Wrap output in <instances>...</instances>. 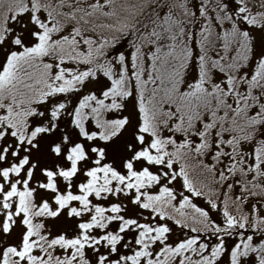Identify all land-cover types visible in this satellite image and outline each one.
I'll use <instances>...</instances> for the list:
<instances>
[{"label":"snow or ice","instance_id":"1","mask_svg":"<svg viewBox=\"0 0 264 264\" xmlns=\"http://www.w3.org/2000/svg\"><path fill=\"white\" fill-rule=\"evenodd\" d=\"M25 3L26 6L21 9L18 6L14 7V5H17V0H0V17L4 18V24L7 28V35L0 39V48L8 45L10 46L8 51H15L21 48V44L25 47L31 46L38 40V33L43 31V25H51L55 19H61L64 27L52 33L51 37L61 38L71 35L78 42L80 50L87 51L88 42L94 38V35L90 32H82L79 29L78 18L81 15L85 18L91 16L94 7H103L107 11L109 5H112L116 10L123 12L121 0H87L85 4H78L76 0H25ZM138 3L140 8L132 16L134 22L127 28V35L122 34L120 29H116L112 36L115 43L108 45L104 54L105 57H112L110 63L115 69L114 76L120 75L121 61L119 58L122 56L124 68L133 81V87L128 96L122 99L120 95H116L115 99L119 102L118 105L107 108L105 112L106 119H123L124 124L119 128V131L109 136L107 140L99 136L93 137L91 140H88L87 137L81 138L79 142L84 145L86 156L77 162L78 169L73 175L72 181H64L63 177L59 175L54 177L58 189L61 192L69 190L80 192L79 185L88 179V169L97 166V164H109L115 167L117 171L126 174V161L132 160L135 170L139 171L144 167H148L150 171L159 177L152 185L147 186L149 191L158 192L162 187L171 190L172 206L184 205L187 199V207L190 208L194 205L196 209L206 213L213 223L220 226L226 225L230 218H234L235 211L246 213L249 220L256 218L264 221V75H260V72H264V0H259L256 3L253 0H220L219 3H216L215 0H187V3L183 6L180 0H177L176 3H172L171 0H138ZM189 4L194 16L201 17L200 22L193 23L192 47L196 50V55H199L200 50L195 43V31L201 28L204 21L208 19H211L216 25L217 33L236 27L247 40L251 55L248 58V63L241 65L242 71L238 70L237 79L241 75L245 79L241 80L240 84L236 86L237 94L242 96L243 99L237 101L233 98L232 92H228L227 99L232 105L229 115L236 111L238 103L245 104V101L247 102L245 115L250 122L246 124L242 131L250 133V135L246 134L237 141L234 130L219 131L220 124L217 122L209 128V132L203 133L204 136L211 134L208 147L202 150L197 149V146L201 145L200 133L207 126L206 122L211 119L209 113L205 112L201 119L197 120L194 125L196 131L191 133L190 136L191 149H197V151L195 157L186 159V162L190 161L189 166L191 169L187 172V176L193 181L191 185H186L178 161L173 160L170 166L166 161L157 165L154 161L150 162L144 157L135 156L136 152L150 146L152 134L142 132L140 128L142 122L141 109L137 99L136 81L132 73L136 67L133 55L140 51L143 53L145 65L142 75L147 82H150L151 77L147 66L152 63L154 50L163 51L174 39L178 38L175 36L176 26L173 25L170 28L169 20L186 16V8ZM224 17L227 18L221 22ZM180 22L184 23L183 20ZM181 35L187 38L186 32H181ZM208 39L211 43L213 39L211 33H209ZM236 43L238 45L239 41ZM209 51L214 59L224 61L225 57L233 55L237 48H225L222 47V41H216L215 46L210 48ZM193 59H195V56ZM77 63L80 66L77 71L89 66L84 61L65 60L59 62L60 67L70 69L75 68ZM5 68H7V52L5 58L0 60V71ZM53 70L58 71L59 69L53 65ZM194 71L195 74L191 79L186 80L181 91L189 87L199 77V71L195 69ZM69 74L65 73V75ZM253 77L258 78L257 84L250 86L247 81ZM112 82V79L101 70H97L96 75L89 73L83 81L79 82V87L69 91V95L73 97L71 100L72 109L74 110L80 99L86 95L95 97L91 101L92 104H96L101 99L104 100L105 104H111L113 97L106 95V93L111 89ZM203 83L209 90L218 86L228 89L230 87L229 73L221 68L214 67L212 68L211 82L205 80ZM249 91L254 95H248ZM63 96V93L50 94L48 101L62 99ZM41 106L43 107V102ZM159 106L168 108L171 111H175L178 107V105L167 102H160ZM85 110L87 111V108ZM48 115L50 116V113ZM30 119H33L31 127L38 126L34 118ZM175 119L176 117H172L171 120H168L167 128L160 125L162 128L161 135L171 136L179 144L185 137L184 133L172 129ZM240 119L244 120L245 117ZM86 130L90 132L100 131L91 117L86 121ZM52 131L54 132L56 129ZM173 133L175 134L173 135ZM49 136L50 133L48 132L39 133L31 143L22 144L21 150L13 155L15 144L11 148L8 147L11 141L6 132L5 136L0 138V141H2L0 142V152H3L5 148H8V151L5 154V159L0 161V169L20 163L27 156L28 159L23 164L21 173L17 174L23 176L32 165L33 160H37V163H39V157L48 155L63 156L66 162L61 166L69 167L71 161L67 160L66 153L70 145L63 144L60 152L57 153L54 151V147L59 143V140L49 139ZM140 136H143V139H140ZM168 147H172V145L169 144ZM150 150L154 151L151 148ZM33 153L37 155H33ZM9 156L12 157L11 160L8 159ZM98 156L99 160H97ZM117 158L119 159V165L116 163ZM84 161H87V163L85 164ZM80 164H84V167L80 168ZM44 167H48L49 170L55 172L57 162L54 161L51 165H40L33 168V176L29 181V186L33 187L35 192L51 193L50 195L39 196L35 203L39 206L47 202L51 210L55 211L60 208L54 199L56 192L51 189L36 187L41 182H47L48 177L43 170ZM161 169H163V172H161ZM164 173H167V175ZM77 175L81 176L80 180L75 179ZM3 179V176H0V182H3ZM197 182L204 184L206 188L217 190L218 195L205 198L201 194L204 189L199 188ZM61 184L63 187H60ZM113 184H115V181ZM21 186L18 185V187ZM8 187L9 183H5L4 191H7ZM117 195H123L127 198L125 205L127 203L135 204L138 211L144 213L139 219L143 220L149 227L162 224L167 229L162 238L157 237L151 240V237H149L151 243L147 245V254L140 256L137 264H264V228L258 227L256 224L247 227L246 221L238 231L226 232L224 236L219 233L207 235L199 232L195 227L178 223L168 216L159 213L152 215L151 209H145L132 199L135 195L134 192L118 193ZM109 197H111V194H109ZM109 197H96L94 194H90L89 198L93 202L103 200L105 207L113 202L119 203V200L115 197L111 199ZM141 199H143V196H141ZM213 199H215V207L213 206ZM225 201L232 202L231 208L224 203ZM70 203L79 206V202L76 200ZM125 205H122V215L127 211ZM12 208L15 209L14 203ZM225 211L228 212V215H224ZM68 213L69 206L65 205L60 208L56 217H49L45 221L48 225L45 230L48 231L49 239L60 235L70 239L81 231H87L90 236L93 234L99 236L109 229L116 231L119 228L120 221L113 220L109 221L104 229L93 226L91 229L82 230L79 227L80 222L90 218L91 213L89 212L84 216H77L74 213L69 216ZM61 216L75 222L71 230L58 227L55 224H48L49 220L55 221ZM125 218L136 219L137 213L133 212L131 215H125ZM4 219V214L0 213V264H3L9 248L15 249L12 254L14 260L19 259L21 264H28L27 257H22L19 254L24 233L27 231V226L22 223L23 212L16 214L14 217L15 223H12L7 229L3 226ZM14 233L15 236H13ZM152 235L155 236V232ZM138 236L139 230L129 225L127 229L122 230L121 239L117 242L115 250L112 249L111 245H105L103 242L99 247L85 245L84 258L87 264H133L129 257L140 248V244L137 243ZM192 237H198L193 248L181 247ZM29 240H35V236H29ZM221 241H223L222 244ZM217 245H221L223 250L213 258V249ZM32 252L34 256H40L39 248H33ZM236 252L240 254L235 255ZM72 253L71 245L67 247L55 245L53 248V254L60 258L72 257ZM77 261H80V257L74 256L71 264H76ZM61 264H63L62 260ZM81 264H83V261H81Z\"/></svg>","mask_w":264,"mask_h":264},{"label":"rangeland","instance_id":"2","mask_svg":"<svg viewBox=\"0 0 264 264\" xmlns=\"http://www.w3.org/2000/svg\"><path fill=\"white\" fill-rule=\"evenodd\" d=\"M76 2L78 4H85L87 3V0H76ZM176 2L177 0L172 1V3ZM180 2L183 6V4L187 3V0H180ZM215 2L219 3L220 0H215ZM139 7L140 6L138 0H135V6L133 8L139 9ZM95 8L96 7H94L93 11L95 10ZM109 10L110 9L108 7L107 11ZM186 12V16L171 18L169 20V27L171 28L173 25L176 26L175 36L178 37L170 43L172 44V47L174 45H185L183 42H185L186 44L188 43V46L185 45L183 51L179 53V56H175L174 59L176 61L173 62L172 59L164 58L160 62V69L158 70V73H156L155 78H157L158 81L163 82L162 86H164L165 84L164 79H167L168 81L172 80V84L166 80L165 85L167 86L171 84L173 92L178 88L180 92L185 91L184 93H187L189 95L203 97L204 91L213 92V89L215 88L214 87L209 90L205 87L203 82L205 80L211 82L212 67L215 64L211 63V61L213 60L210 59L214 58L210 54L209 49L215 46L216 41H222V46L226 43L229 47H236L237 51L233 55H231L232 58L235 56H247V63L251 52L249 51V45L246 38L242 33H240V30L238 28L231 27L227 30H222L221 32L217 33L216 25L212 22L211 19H208L204 21L201 28L195 31V43L197 48L200 50L199 55H196V50L192 47L193 23L200 22L201 17L194 16L190 4L186 8ZM202 15H204V13H202ZM226 18L227 17L222 18L221 22H223V19ZM181 20H183L184 23H181ZM56 21L57 20L55 19L51 25H43V31L38 33V40L31 46L25 47L23 44H21V48L15 51H8L10 47L8 45L0 48V60H3L5 58V53L7 52V68L0 71V92H25V88L26 90L33 91V88L38 86L39 88H43L42 90H44V92H52V95H55L57 93L64 94L62 99L50 101V104L49 101H47L42 109L39 108L37 110L38 117L34 118L38 126L31 127L33 125V119H31L30 127L31 129L36 130L38 134L41 132L50 133V136L48 137L49 139L59 140V143L54 147V151L57 153L60 152L61 146L63 144H69L70 146L68 147L66 157L68 161H71V164L69 167H62L61 165L66 162L63 156H41L39 157V163H37V160H33L32 165L28 168L27 172L23 174V176H20L17 174L21 173L22 166L28 159V157L25 156L24 159L20 161V163L12 164L11 167L6 166L0 169V176H3L4 178L3 182H0V193H2V195H0V213H3L5 217L3 226L5 229L9 228L12 223H15L14 217L16 216V214L23 212L22 223L27 226V231L24 233L19 254L22 257H27L28 264H61V260L63 261V264H71L72 257L74 256L80 257V261H77L76 264H81V261H83V264H87V261L84 258L85 245L99 247L101 242H103V244L105 245H111L112 249L115 250L117 242L121 239L122 230L127 229L129 225L135 222V226L133 227L139 230V236L142 238V240L139 243L140 248L137 249L135 253L129 257V259L133 261V264H137L139 257L147 254V245L151 243V240H154L157 237L162 238L164 232H166L167 229L162 224L155 225L154 227H149L143 220L139 219V217L143 216L144 213L139 212L136 205L133 203H127L125 205V201L127 198L123 195L117 194L134 192L135 195L132 197V199L137 201L145 209H151L152 215H156L158 212L153 209L155 208L152 203L154 202L153 200L158 197L161 198L165 194L172 196V193L170 189L163 187L158 192L149 191L147 186L152 185L159 179V177L154 172L150 171L148 167H144L139 171L135 170L132 160L126 161V174L117 171L115 167H112L109 164H97V166L88 169V179L84 183L79 185V188L81 189L80 192H73L70 190L61 192L58 189L57 181L54 179V177L59 175L63 177L64 181H72L73 175L77 172L78 169L77 162L82 160V158L86 156L85 147L82 143L79 142L81 138L87 137L88 140H91L93 137L99 136L98 131L90 132L86 130V121L88 120L87 116H83L80 118L82 123L81 125L78 124L76 120V113L80 103L88 99V97L91 98L93 96H84L82 99H80L79 103L73 110L71 105V100L73 97L69 95V91L80 86L79 82L83 81L89 75V73H91L92 75H96L97 70L103 71L106 75L109 76V78L112 79V87L108 92H126V89L128 88L127 86H125V84H130L132 89L133 81L129 78L128 71L124 68L122 56L119 58L121 61L119 76L113 75L115 69L110 63L112 57L104 56L105 52L107 51V46L114 43L113 38L109 39L100 35L103 34V27L109 30L107 25L102 24V27H98L96 32H90L94 35V38L89 40L87 51H81L78 47V42L75 41L71 35L67 36V38H69L73 43L72 48L67 49L63 48V43H61L60 41L62 37H51L52 33H55L59 30V28L55 27L59 26ZM181 32H186L187 38L181 35ZM209 33H211L213 38L211 43L208 39ZM111 34L108 33L106 34V36L112 37V31ZM124 35L127 34L124 33ZM43 40H46L47 43H44ZM54 40H59V47L62 48L54 50L55 46L53 45L56 44ZM97 41L99 42L97 43ZM237 41H239L238 45L236 43ZM50 43H52L53 45H51ZM170 44L163 50V54L166 53L167 48L170 47ZM175 49L176 48L174 46V51H176ZM45 51L47 54L53 53V57L50 62L48 61L47 65L44 66L45 70L40 69L34 72V74L32 75L33 81H31V85L28 84L25 85L26 87H18L16 90H7L8 81L12 78L10 77V75L12 73L13 76H15V74L13 73V69L16 63L19 62L14 59L20 57L25 53L35 54L44 53ZM157 51L159 52L156 53V50H154L153 54L159 55L161 50L157 49ZM194 56L195 59H193ZM98 58L102 59L98 60ZM142 59V52L137 51L136 53H134V62L135 60H137V63L140 62V66L138 68L136 66L135 71L132 73V76L135 77V86L137 87V89L147 83L142 75L145 68V65L142 66ZM65 60L84 61L89 66L80 71H77V69L80 67L78 63L76 64L75 68L71 69L67 67H60L59 62ZM53 65H55L59 70L54 71ZM215 66L218 67L217 65ZM203 67L205 68L203 69ZM147 69H149L148 66ZM194 69L199 71V77L195 79L194 82L189 85V87L181 91V88L185 84L186 80L191 79L195 74ZM180 71L182 75L178 77L177 75ZM206 72H208L207 76L205 75ZM65 73L70 74L65 75ZM21 75H23V73L19 74L20 77H22ZM260 75H264V72H260ZM243 77V75L239 76V81H241ZM257 79V77H253L250 79L252 83L251 86H255L257 84ZM152 80L156 81L154 79ZM239 81L235 83L236 86L240 84ZM33 83L35 84L32 85ZM131 89H129L128 92H130ZM227 90L228 92H231L232 88L229 87ZM120 96H124V93L120 94ZM93 99L95 98L93 97L91 101ZM49 113L50 116L48 115ZM42 114H45L46 117H44ZM57 117H59V119H57ZM141 118V131L158 135V138L152 136L150 146L144 147L143 150L136 152L135 156L144 157L150 162L154 161L157 165L165 163V161L169 166L172 164L173 160L185 161L184 150L188 146H190L191 148V144L186 141V136H184L185 139L181 143L183 150L171 153L170 149L164 147L165 145L162 142V129L155 133L152 132L143 124V115ZM115 121L117 123L120 122V124L118 125V128L114 130L112 135L116 131H119V128L124 124L123 119ZM93 123L95 124V122ZM73 125H75V127H73ZM30 127H28L27 125L26 129H29ZM53 129H56V131L53 132ZM2 131H4V133H2V137L5 136L6 132L8 133V138L11 141L8 144V147L11 148L12 145L15 144V147L13 148V155L21 150L22 144H28L20 141L18 137H16L13 133L11 134L10 132H8L9 130L7 128L3 129ZM27 131L28 130H26L25 132ZM247 135H250V133H247ZM23 138H25V136ZM140 139H143V136H140ZM31 142L32 141H30L29 143ZM202 142L203 139H201V145ZM201 145H198L197 149H200ZM150 148L154 151H151ZM197 149H191V153L194 154ZM7 151L8 148H5L3 152H0V161H3L5 159V154L7 153ZM33 155L37 154L33 153ZM8 159L11 160L12 157L9 156ZM97 160H99V156L97 157ZM54 161L57 162L56 171L53 172L49 170L48 167H44L43 170L46 172L48 177L47 182H41L40 184L36 185V187H43L45 189H51L55 191L56 195L54 199L59 204L60 208L65 205L69 206V216H71L73 213L77 216H84L85 214L90 212V218H88L87 220H82L79 224V227L82 230L91 229L93 226H99L101 229H104L109 224V221L119 220V228L116 231H112L111 229H109L107 231H104L99 236L95 234L90 236L87 231H81L78 235L73 236L70 239L66 238L64 235L49 239L48 231L45 230L48 225H46L45 221L49 217H56L57 213L60 211V208H57L55 211H53L51 210L50 205L47 202H44L38 206L35 203L36 199L39 196L50 195L51 193L35 192V189L29 186V181L33 176V168L39 167L40 165H51ZM84 163L86 164L87 161H84ZM116 163L117 165H119L118 158L116 159ZM79 167L83 168L84 164H80ZM161 172H163V169H161ZM164 174L167 175V173ZM37 175H39V173H37ZM13 176L15 177L14 179ZM169 178L171 179V177ZM75 179L80 180L81 176L77 175ZM114 181L115 184H113ZM5 183H9L7 191H4ZM18 185L22 186L18 187ZM60 187H63V185L61 184ZM90 194H94L96 197H109V194H111V197L109 198L111 199L112 197H115L117 200H119V203L113 202L105 207V203L103 200L99 202H93V200L89 198ZM141 196H143V199H141ZM73 200L78 201L79 206L72 205L70 202ZM13 203L15 204L14 210L12 208ZM122 205H125L127 209L124 215L121 214ZM213 206L215 207V204H213ZM133 212L137 213L136 219L125 218V215H131ZM224 215H228V212L225 211ZM246 221L247 227H252L253 224H256L258 227L264 228V221L256 218L249 220L247 214L242 213V211H235L234 218H230L226 225H235L241 227L245 224ZM74 223V221L67 220L63 216H61L58 220L48 221V224H55L58 227L66 228L69 230H71ZM113 227H115V225H113ZM153 232H155V236L152 235ZM33 235L35 236V240H29V236ZM13 236H15V233L13 234ZM149 237H151V240L149 239ZM196 239H198V237L190 238L187 242L182 244L181 247L193 248L195 246ZM222 243L223 241H221V244ZM55 245H63L64 247L71 245L73 249L72 257L60 258L53 254V248ZM33 248L40 249L39 257L33 255ZM222 250L223 249L221 245H217V247L213 249V258H215V256H218L220 251ZM14 252V248L8 249L3 264H8L9 258H12V254ZM239 254V252L235 253V255ZM14 261L15 264H21V261L19 259H15Z\"/></svg>","mask_w":264,"mask_h":264},{"label":"trees","instance_id":"3","mask_svg":"<svg viewBox=\"0 0 264 264\" xmlns=\"http://www.w3.org/2000/svg\"><path fill=\"white\" fill-rule=\"evenodd\" d=\"M173 0H171L172 2ZM254 3L259 2V0H253ZM121 4L123 6V12L116 10L112 5H109V11H105L103 7L95 8L92 12V15L85 18L84 16H80L78 18V27L82 32H96L98 27H102V24L108 26L107 30L103 27V37L111 39L112 37L106 36V34L111 31L113 34L116 29H120L122 34H127V28L131 26L132 16H134L137 12V8H133L135 6V0H121ZM20 7L21 9L26 6L25 0H17V5L14 7ZM140 6V5H139ZM140 8V7H139ZM131 14V15H130ZM56 23L59 26H55L56 28H63L64 23L61 19H56ZM84 25V26H83ZM105 29V30H104ZM6 25L4 24V18L0 17V39L6 35ZM86 30V31H85ZM112 35V34H111ZM56 44L51 45L55 46V49L62 48L59 47V40H54ZM61 43H63V48H72V42L69 38L62 37L60 39ZM44 43H47L46 40H43ZM115 43V40H114ZM186 46V44L183 42ZM185 45H174L170 44V47L167 48L165 54L163 51H160L159 55L152 54V63L148 65L149 73L151 74L150 82L144 84L137 89V99L139 100V107L141 109L140 116L143 115V124L152 132H158L160 129V125H163L164 128L168 127V120H171L172 117H176L175 121L172 124V129H175L176 132L184 133L186 136V141L190 143L191 133L196 131L194 125L197 120H200L205 112H208L211 119L206 122V127L200 133L201 139H203L200 150L208 147L210 142L209 133L208 136H204V132H209V128L214 126L217 122L220 124L219 131H228L234 130L236 134V140L241 139L245 133L242 129L246 126L250 120L246 117V101L245 104L237 105L236 111L232 112V115H229V111L232 109L231 103L227 99L228 90L223 89L222 87H215L213 92H205L204 96H196L189 95L187 93L180 92L178 88L176 91H172V80L164 79L166 84V80L171 83L170 85H163V82H160L155 78L156 73L160 69V62L166 59H172L173 62L176 61L175 56H179V53L183 51ZM222 47H229L228 44H224ZM188 50V49H185ZM47 51V49H46ZM46 51L44 53H30L23 54L20 57L14 59L19 61L16 63L13 73H11L10 77H12L7 84V90L11 89L16 90L18 87H22L25 85H31V81H33L32 75L36 70L44 69V66L47 65L48 61L53 57V53L47 54ZM159 52L156 50V53ZM172 57V58H171ZM213 60L211 63L221 68L223 71L229 73V83L230 88H232L233 98L237 101L243 99L242 96L238 95L236 92V84L239 79H237L238 70L242 71L241 65L247 64V56H226L224 61L221 60ZM142 66L144 65V60H141ZM135 64L137 68L140 66V62L137 63L135 60ZM213 66L212 68L216 67ZM141 68V67H140ZM205 67H203L204 69ZM182 71V69H181ZM181 71L178 73V77L182 75ZM22 77L19 74H22ZM155 73V74H153ZM208 72L205 73L207 76ZM22 78V79H21ZM152 79L156 80L153 81ZM245 78L243 77L244 80ZM240 82V81H239ZM251 86L252 83L250 79L247 81ZM33 83L32 85H34ZM78 86V85H77ZM128 89L126 92H107L106 95H111L113 97L111 104H105L104 100H99L96 104L91 103V98L84 100L80 103L77 113L76 120L78 124H82L80 118L83 116L91 117L92 121L99 127L100 131H98L99 136L103 139H107L112 135L115 129L118 128V125L115 120L106 119L105 112L109 107H116L118 105V101L115 99L116 95H120L124 93V96H121L123 99L126 97L131 89L130 84H125ZM12 87V88H11ZM26 87V86H25ZM29 87V86H27ZM79 87V86H78ZM23 89V88H22ZM21 89V91H22ZM34 90H26L25 92H0V137H2L3 129L7 128L11 129V134L13 133L20 141L25 143H29L33 140L34 137L38 134L36 130L30 128L26 129L27 125L30 127L31 119L38 117V109H42L41 103L44 104L48 101V97L52 92H44L43 88H39L36 86L33 88ZM31 91V92H29ZM248 95H254L251 91L248 92ZM95 98V97H94ZM160 102H167L172 105H178L175 111H171L168 108H162L159 106ZM50 104V101H49ZM46 108V107H45ZM87 108V111L85 110ZM46 117L45 114H42ZM241 117H245L244 120H241ZM74 122V121H73ZM28 130L27 132H25ZM171 131V129H169ZM175 134V133H173ZM25 136V138H23ZM153 137L158 138V135L152 134ZM162 142L164 143V147L169 148L171 153L182 151L181 143L177 144L175 140L172 139L171 136H162ZM171 144L172 147H168ZM185 161H178L181 165V172L184 174L186 185H191L193 181L189 179L187 176V172L191 171L190 169V161L186 162L188 157H195L196 152L194 154L191 153V148L188 146L184 150ZM198 187L204 189L201 193L208 198L209 196L215 197L218 195L217 190L206 188L204 184L197 182ZM173 197L170 195H164L161 198H156L153 200V208L156 212L160 213L163 216H168L173 220H176L178 223L187 224L188 227H195L199 232L212 235L219 233L221 236H224L226 232L231 233L233 230L238 231L240 227L235 225H224L220 226L215 223L207 216L206 213H203L200 209H196L194 205L190 208L187 207L188 201L185 200L184 205H176L172 206ZM213 204H215V199H213ZM229 208H231V201L224 202ZM135 226V222L131 224ZM145 237V236H142ZM142 238L138 236L137 243H140ZM8 264H15V261L12 258H9Z\"/></svg>","mask_w":264,"mask_h":264}]
</instances>
